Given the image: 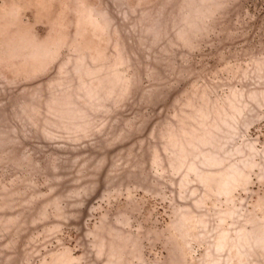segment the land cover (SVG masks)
<instances>
[{
	"label": "rangeland",
	"instance_id": "374dc122",
	"mask_svg": "<svg viewBox=\"0 0 264 264\" xmlns=\"http://www.w3.org/2000/svg\"><path fill=\"white\" fill-rule=\"evenodd\" d=\"M0 264H264V0H0Z\"/></svg>",
	"mask_w": 264,
	"mask_h": 264
}]
</instances>
